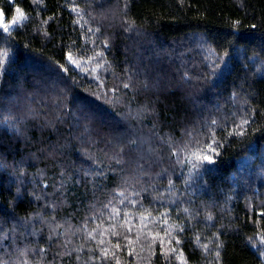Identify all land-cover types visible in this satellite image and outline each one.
I'll return each mask as SVG.
<instances>
[{
    "label": "trees",
    "instance_id": "obj_1",
    "mask_svg": "<svg viewBox=\"0 0 264 264\" xmlns=\"http://www.w3.org/2000/svg\"><path fill=\"white\" fill-rule=\"evenodd\" d=\"M14 7L0 264H264V0Z\"/></svg>",
    "mask_w": 264,
    "mask_h": 264
},
{
    "label": "snow or ice",
    "instance_id": "obj_2",
    "mask_svg": "<svg viewBox=\"0 0 264 264\" xmlns=\"http://www.w3.org/2000/svg\"><path fill=\"white\" fill-rule=\"evenodd\" d=\"M25 19H26V16H25L24 12H22L21 9L18 7L15 9V15L11 18L10 21H7V22L5 21L3 12H0V32L11 34V32L13 30V26L20 24ZM7 56H8L7 51L0 53V68H2L4 66V63H5L4 57H7ZM69 59L71 60L70 54H69ZM128 86H129L128 84H124L125 88H127ZM213 123H215V121H213ZM243 123H247V121H244ZM208 148L211 151H215L214 149H211L210 145L208 146ZM200 158H201V156L197 155V159L199 160ZM202 158H203V160L211 161V157H209L208 155H202Z\"/></svg>",
    "mask_w": 264,
    "mask_h": 264
},
{
    "label": "rangeland",
    "instance_id": "obj_3",
    "mask_svg": "<svg viewBox=\"0 0 264 264\" xmlns=\"http://www.w3.org/2000/svg\"><path fill=\"white\" fill-rule=\"evenodd\" d=\"M15 7L11 9L10 11V14L8 15V17H5L4 15V18H5V21H10L11 18L15 15ZM1 12V10H0ZM7 35H9L11 38H13L16 42L24 45V46H35L37 44V42L29 37H27L19 28V24L18 25H14L13 26V30L11 32V34H8V33H5ZM73 64L76 66L77 62L76 61H73ZM81 69V68H80ZM92 70V68H91ZM98 74H104L103 72V69L101 68L99 71H98ZM129 114V113H127Z\"/></svg>",
    "mask_w": 264,
    "mask_h": 264
}]
</instances>
